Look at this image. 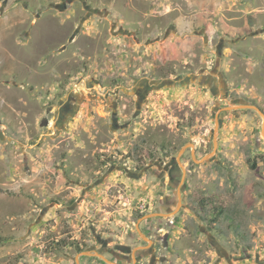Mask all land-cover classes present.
Listing matches in <instances>:
<instances>
[{
  "label": "rangeland",
  "instance_id": "rangeland-1",
  "mask_svg": "<svg viewBox=\"0 0 264 264\" xmlns=\"http://www.w3.org/2000/svg\"><path fill=\"white\" fill-rule=\"evenodd\" d=\"M241 105L264 113V0H0V264H105L101 240L147 249L137 226L162 238L167 221L146 217L175 213L157 159L193 145L200 160L215 141V162L181 166L196 170L183 205L204 198L220 247L205 235L191 252L204 237L182 211L180 251L158 260L264 264V120L222 112Z\"/></svg>",
  "mask_w": 264,
  "mask_h": 264
},
{
  "label": "flooded vegetation",
  "instance_id": "flooded-vegetation-1",
  "mask_svg": "<svg viewBox=\"0 0 264 264\" xmlns=\"http://www.w3.org/2000/svg\"><path fill=\"white\" fill-rule=\"evenodd\" d=\"M147 82H145L144 80H142L141 84H142V93H141V97H139V100L142 101V99H145L147 97V92L149 89H151L152 86L147 85ZM144 92V93H143ZM128 96H130L129 94H127ZM139 106V105H138ZM183 148V147H182ZM182 148H180L179 152L182 150ZM208 146L205 148V150H208ZM217 149V148H216ZM194 151H192V148H188L185 153L182 155V157L180 158V161L177 162V157L176 158H172L171 162L169 164H167L164 160L168 159V156H166L167 154L164 152L163 157L158 158L157 160L158 162V167L160 168V179L164 178V177H168L169 178V184L168 187L170 188V195H168V198H166V201H161V206L164 210V212L166 213V215L168 214H174L172 216H156L155 219L157 218L158 220H166L167 223L166 225H164L163 223H159V226L156 227L157 231L155 233L158 234V232H161L162 230H164V227L168 228L169 230L166 231L167 234L163 235L162 238L161 236H158L157 239H155L153 237V235L151 236L148 233V239L151 240V244H149L147 241L145 242V245H150L147 249L146 248H142L139 249L135 255V259L136 261H133V254H131L132 248L130 247V245H122V246H117V248H112L109 243L105 242L104 240L100 241V246H101V250L100 253H102V257H98L102 262H104L105 264H110L109 260H105V257L103 256V253H105L106 255L108 254L110 256V258L113 259V261L115 262H128V264H145L144 261L146 259H148L150 264H160L162 262H166L167 259L165 257L160 256L159 260H158V256L157 254H159L162 249L165 250L166 252H178V250L180 249V245L178 243V241L181 238V236L176 237V238H171V233L174 231V228L177 227V225L182 222V219L180 220L181 217H179L182 214V211H187L190 214H192V219L198 220L200 221V226L197 227V231L193 232L192 228L189 225H186L184 223H182V230L187 232L186 235L191 236V237H197L199 235H203L204 239H203V244L202 246H198V240H193V248L190 249L191 252H201V254L205 255V235L207 238V242L208 244L218 250L220 245L218 244L219 241L215 240L217 239V236H219L218 232L219 230H214L213 232L208 231L207 229H205V222H209L210 220H213V226H215L218 222V219H220V217L216 218H206L205 217V201L204 198L200 199L198 202V207H196L194 213L192 211H190L187 207H184V200H183V195L186 194V191L188 189V184L186 183V177H191V175L194 174V172L196 171L192 165L190 164H185V167L181 166V163L184 164V160L183 157L184 155L188 152L191 156V160L192 162H203L202 164L205 165V163H212L215 162L216 157L218 156L217 151L215 150V142H214V149L212 151V153L215 151V154L212 158H210L209 160H203L206 156L205 154H203L202 156H200V160L195 158H193V156L197 157V154H202L201 152V148L198 147H194L193 149ZM166 154V155H165ZM207 155V154H206ZM209 156V155H207ZM139 162L135 163L136 166V170H138V168H141V170L149 171V168H147V165L143 164V159L144 155H141L140 157L136 158ZM164 159V160H163ZM123 171H125L126 173L128 172L127 169H124ZM139 174V173H138ZM180 185L181 187L177 188V185ZM179 196H180V209H178V204H179ZM186 199V198H185ZM178 200V202H177ZM176 205H174V203H176ZM138 210L135 209V214L137 215V217H144V210H141L139 207L137 208ZM178 209V210H177ZM197 215H196V214ZM209 213V212H208ZM223 213V212H222ZM214 219H217L214 220ZM146 222V221H143ZM142 222V224H143ZM184 224V225H183ZM145 225H143L142 229L144 231H146ZM140 227L137 226V232L138 234L140 229H138ZM155 229L154 226H152V228H149V230L153 231ZM141 231V230H140ZM189 232V234H188ZM181 233V232H179ZM233 233L235 234V229L233 230ZM147 234V233H146ZM187 236V237H188ZM147 237V236H146ZM194 237V238H195ZM153 239V240H152ZM192 239V238H191ZM144 240V239H143ZM218 241V242H217ZM76 248L77 250H84V248H86V243L83 244V242H76ZM180 246V247H179ZM188 247H189V242H188ZM196 247V248H195ZM190 248V247H189ZM187 248V249H189ZM195 248V249H194ZM185 250L186 253L188 250ZM180 251V250H179ZM191 255V254H190ZM82 257H87L85 255H83ZM92 257V256H91ZM90 257V258H91ZM132 258V260H131ZM205 261V259H204Z\"/></svg>",
  "mask_w": 264,
  "mask_h": 264
},
{
  "label": "water",
  "instance_id": "water-1",
  "mask_svg": "<svg viewBox=\"0 0 264 264\" xmlns=\"http://www.w3.org/2000/svg\"><path fill=\"white\" fill-rule=\"evenodd\" d=\"M239 108H247V109H254L256 110L262 117H263V120H264V113L257 107V106H250V105H241V106H229L227 108H225L222 112H228V111H234V110H237ZM263 127H264V124H263ZM217 131V130H216ZM217 142L215 141V150L217 148ZM188 148H192V151H194V147L193 145H189V146H186L184 148H182V150L179 152V155L177 157V162L180 161V158L182 157V155L185 153V151L188 149ZM215 154V151L213 153H211L209 156H206L203 160H209L210 158H212ZM194 160H195V157L193 156ZM180 206V196H179V204H178V207ZM156 216H161L160 214H156V215H150V216H147L146 218H151V217H156ZM139 229V228H138ZM141 237L147 241L149 244H151V241L143 234H141L140 230H138ZM89 254V253H88ZM92 255V254H91ZM99 257L103 258L101 255H98ZM133 261L135 262L136 259H135V254L133 253ZM110 263V262H109Z\"/></svg>",
  "mask_w": 264,
  "mask_h": 264
},
{
  "label": "trees",
  "instance_id": "trees-1",
  "mask_svg": "<svg viewBox=\"0 0 264 264\" xmlns=\"http://www.w3.org/2000/svg\"><path fill=\"white\" fill-rule=\"evenodd\" d=\"M252 167L254 168V165H252ZM0 243H1V240H0Z\"/></svg>",
  "mask_w": 264,
  "mask_h": 264
}]
</instances>
